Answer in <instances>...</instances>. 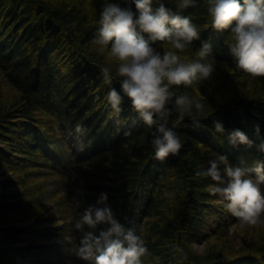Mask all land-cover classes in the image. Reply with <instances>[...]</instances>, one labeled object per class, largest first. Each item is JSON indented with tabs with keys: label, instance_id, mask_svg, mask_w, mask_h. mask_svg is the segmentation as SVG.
<instances>
[{
	"label": "trees",
	"instance_id": "16d2710c",
	"mask_svg": "<svg viewBox=\"0 0 264 264\" xmlns=\"http://www.w3.org/2000/svg\"><path fill=\"white\" fill-rule=\"evenodd\" d=\"M101 2L0 0V264H87L71 251L84 234L74 224L102 190L122 223L143 227V264H264V227L231 235L241 222L217 204L214 181L195 175L211 150L247 166L264 159L214 124L264 139V75L236 67L230 29L202 28L194 44L211 41L216 71L179 88L203 98L205 115L199 127L186 117L177 127L180 152L159 160L130 100L119 114L106 101L100 69L108 57L91 45ZM184 11L210 25L203 0Z\"/></svg>",
	"mask_w": 264,
	"mask_h": 264
},
{
	"label": "clouds",
	"instance_id": "9594fccd",
	"mask_svg": "<svg viewBox=\"0 0 264 264\" xmlns=\"http://www.w3.org/2000/svg\"><path fill=\"white\" fill-rule=\"evenodd\" d=\"M198 2L175 0L173 8L166 0H102L95 22L91 45L109 61L100 69L110 85L106 101L119 114L125 98L130 100L137 117L152 130L150 144L159 160L180 152L183 141L177 127L186 117L199 127L205 115L203 98L179 88L198 87L216 71L211 41L194 44L202 28L230 29L227 43L236 67L253 77L264 75V0H203L210 19L203 26L184 11ZM187 51L191 56L183 55ZM114 80L119 87L112 86ZM214 124L217 131L227 132L231 143L255 145L264 152V139L257 143L242 128L226 129L221 120ZM195 175L214 181L208 190L218 194L241 224L264 221V159L247 166L211 150L206 166ZM108 201L109 193L102 190L84 208L74 224L84 234L72 245V253L87 264H143L148 251L143 227L122 223ZM100 225L104 227L95 231Z\"/></svg>",
	"mask_w": 264,
	"mask_h": 264
},
{
	"label": "rangeland",
	"instance_id": "374dc122",
	"mask_svg": "<svg viewBox=\"0 0 264 264\" xmlns=\"http://www.w3.org/2000/svg\"><path fill=\"white\" fill-rule=\"evenodd\" d=\"M220 204H222V202H219ZM264 227V221H262L259 224H235V226H233L231 228V235H236L237 238H240L243 234L249 233L250 231H253L254 234L253 236H256V233L262 231V228ZM54 243H58V240H54ZM199 249H202L203 246L202 245H198Z\"/></svg>",
	"mask_w": 264,
	"mask_h": 264
},
{
	"label": "bare ground",
	"instance_id": "6f19581e",
	"mask_svg": "<svg viewBox=\"0 0 264 264\" xmlns=\"http://www.w3.org/2000/svg\"><path fill=\"white\" fill-rule=\"evenodd\" d=\"M219 202H220V201H218L217 204H220ZM217 210H218L219 212H221L220 209H217ZM226 216H227V217H231V214H230V213H229V214H226ZM216 220H218L217 214H216V215L213 214V215H212V219H210V221H209V224H210V225L215 224V221H216ZM235 224H236V223H235ZM235 224L232 225V227L235 226ZM202 229H203L204 231H207V232L209 231V229L207 228L206 225H204V226L202 227Z\"/></svg>",
	"mask_w": 264,
	"mask_h": 264
}]
</instances>
